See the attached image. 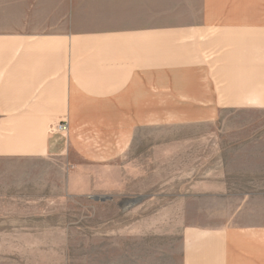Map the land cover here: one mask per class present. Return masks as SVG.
<instances>
[{"label":"crops","instance_id":"crops-1","mask_svg":"<svg viewBox=\"0 0 264 264\" xmlns=\"http://www.w3.org/2000/svg\"><path fill=\"white\" fill-rule=\"evenodd\" d=\"M177 7L195 18L176 22ZM225 112L264 113V0H0V159L60 166V197L124 190L138 137ZM36 216L53 225L24 239H63ZM184 235L177 264H264V221Z\"/></svg>","mask_w":264,"mask_h":264},{"label":"rangeland","instance_id":"rangeland-1","mask_svg":"<svg viewBox=\"0 0 264 264\" xmlns=\"http://www.w3.org/2000/svg\"><path fill=\"white\" fill-rule=\"evenodd\" d=\"M183 10L177 7L176 22L195 18ZM263 136L262 112L162 126L158 136L137 138L141 175L126 177L124 190L93 192L88 185L74 194L63 189V197L68 176L60 166L0 159V264L180 263L188 229L264 221ZM99 177L100 187H119L124 178ZM46 200L40 210L36 202ZM40 213L59 219L62 240L24 239L32 228L53 225L33 224Z\"/></svg>","mask_w":264,"mask_h":264},{"label":"built area","instance_id":"built-area-1","mask_svg":"<svg viewBox=\"0 0 264 264\" xmlns=\"http://www.w3.org/2000/svg\"><path fill=\"white\" fill-rule=\"evenodd\" d=\"M69 129V124L67 120H62L60 123H58L54 130L59 133H67Z\"/></svg>","mask_w":264,"mask_h":264},{"label":"water","instance_id":"water-1","mask_svg":"<svg viewBox=\"0 0 264 264\" xmlns=\"http://www.w3.org/2000/svg\"><path fill=\"white\" fill-rule=\"evenodd\" d=\"M141 201V198L140 199H135V200H133L132 201V203H133V206H135L137 203H139Z\"/></svg>","mask_w":264,"mask_h":264}]
</instances>
